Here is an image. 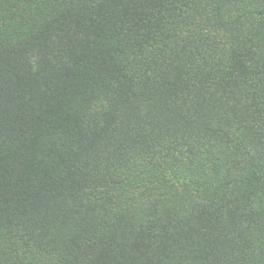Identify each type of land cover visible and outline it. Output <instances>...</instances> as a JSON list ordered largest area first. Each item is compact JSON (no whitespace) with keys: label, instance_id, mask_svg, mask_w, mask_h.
Returning a JSON list of instances; mask_svg holds the SVG:
<instances>
[{"label":"trees","instance_id":"obj_1","mask_svg":"<svg viewBox=\"0 0 264 264\" xmlns=\"http://www.w3.org/2000/svg\"><path fill=\"white\" fill-rule=\"evenodd\" d=\"M0 264H264V0H0Z\"/></svg>","mask_w":264,"mask_h":264}]
</instances>
